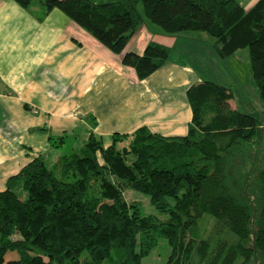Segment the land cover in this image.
I'll list each match as a JSON object with an SVG mask.
<instances>
[{
  "label": "trees",
  "instance_id": "16d2710c",
  "mask_svg": "<svg viewBox=\"0 0 264 264\" xmlns=\"http://www.w3.org/2000/svg\"><path fill=\"white\" fill-rule=\"evenodd\" d=\"M14 1L28 8L35 0ZM38 2L117 55L144 19L166 35L206 33L219 60L246 47L264 102V0L248 11L236 0ZM168 55V48L151 43L140 55L123 53L121 64L142 80ZM186 98L192 117L185 136L142 127L113 135L107 148L90 136L50 167L37 157L10 177L0 192V264H141L162 240L170 248L165 264H189L191 254L195 264L264 262V169L256 171L264 124L234 109L230 89L211 81L191 86ZM125 190L146 196L166 219L141 213L126 202ZM206 218L236 240L209 236L201 226Z\"/></svg>",
  "mask_w": 264,
  "mask_h": 264
},
{
  "label": "crops",
  "instance_id": "0c3cea01",
  "mask_svg": "<svg viewBox=\"0 0 264 264\" xmlns=\"http://www.w3.org/2000/svg\"><path fill=\"white\" fill-rule=\"evenodd\" d=\"M257 1L237 2L248 11ZM151 43L168 48V59L140 80L121 64L122 54L140 55ZM214 43L202 32L166 35L144 19L117 55L60 11L45 13L38 0L28 8L0 0V192L41 157L49 137L79 141V150L90 136L107 148L113 135L142 127L163 137L185 136L192 117L187 90L222 80L206 77L198 52L222 70L231 57L216 58Z\"/></svg>",
  "mask_w": 264,
  "mask_h": 264
},
{
  "label": "rangeland",
  "instance_id": "374dc122",
  "mask_svg": "<svg viewBox=\"0 0 264 264\" xmlns=\"http://www.w3.org/2000/svg\"><path fill=\"white\" fill-rule=\"evenodd\" d=\"M90 1L97 4H103L118 2L120 0ZM136 7L140 16L144 18L141 3L138 2ZM201 53L202 52H198L200 58L205 62L206 77H208V75H213V79H218V81L222 79L218 85H224V87L230 89L232 93V104H234L240 112L252 115L253 117L260 119L264 124V102L259 99L258 92L252 82L248 49L246 47L242 48L238 50L235 55L227 59L226 62L224 61L222 64L223 70L221 68H218L214 63L210 62L209 57H207L204 52L203 56ZM233 77H235L236 80V83L234 84H232L231 80V78ZM78 148L79 141H73L69 138H63V141L60 142L58 139H54L53 141H49V146L47 150L41 154V158L44 160L45 165L47 167H50L58 157L74 153ZM248 169L249 166L246 167V170ZM263 169L264 144L261 149L258 165H256V171ZM123 194L126 202L136 204L140 208L141 213L145 215H155L160 220L166 219L165 216H161L156 213L154 208L149 204L148 198L146 196L132 190H125ZM201 226L206 228V232L209 233V236H211L212 234L216 236V240H226L228 243L236 240V238L225 229L224 231L217 233V231L213 227V222L207 218L201 223ZM169 254L170 248L167 245L166 241L162 240L158 243L157 247L154 248L150 252V254L142 260L141 264H165ZM6 256L11 260H15L17 258L15 252L7 253ZM194 256L195 254H191L189 264H195V262L197 261ZM252 264H264V262L256 260Z\"/></svg>",
  "mask_w": 264,
  "mask_h": 264
}]
</instances>
